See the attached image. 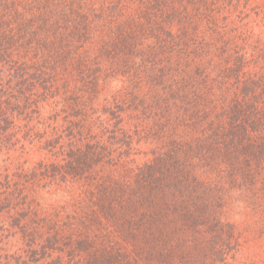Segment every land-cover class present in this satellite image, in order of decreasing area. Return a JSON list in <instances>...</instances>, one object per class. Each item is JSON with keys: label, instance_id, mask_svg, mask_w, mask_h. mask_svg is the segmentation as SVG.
<instances>
[{"label": "trees", "instance_id": "16d2710c", "mask_svg": "<svg viewBox=\"0 0 264 264\" xmlns=\"http://www.w3.org/2000/svg\"><path fill=\"white\" fill-rule=\"evenodd\" d=\"M2 154L3 264H264V0H0Z\"/></svg>", "mask_w": 264, "mask_h": 264}, {"label": "rangeland", "instance_id": "374dc122", "mask_svg": "<svg viewBox=\"0 0 264 264\" xmlns=\"http://www.w3.org/2000/svg\"><path fill=\"white\" fill-rule=\"evenodd\" d=\"M11 156H12V158H15L16 157V155H13V154H11ZM4 157V155L2 154V155H0V167L1 166H3V168H5L8 164H9V162H6V163H4V161H3V158ZM29 158H30V156H29ZM39 158H31V161H36V160H38ZM9 160V159H8ZM1 224H2V221H1V219H0V226H1ZM2 237H3V239H4V236L1 234V230H0V242H3V240H2ZM10 244H13V240L11 239L10 240ZM10 248V247H9ZM10 250H12L11 252H13L14 251V249L13 248H11ZM6 256H8V255H6ZM10 258V256H8V259ZM3 262H6V259H5V261H3V260H1V258H0V264H3Z\"/></svg>", "mask_w": 264, "mask_h": 264}]
</instances>
